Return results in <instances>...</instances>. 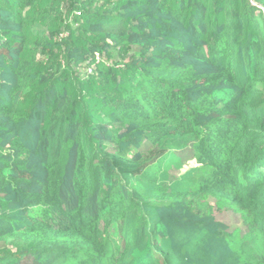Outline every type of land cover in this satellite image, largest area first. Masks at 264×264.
I'll return each instance as SVG.
<instances>
[{"label":"trees","instance_id":"trees-1","mask_svg":"<svg viewBox=\"0 0 264 264\" xmlns=\"http://www.w3.org/2000/svg\"><path fill=\"white\" fill-rule=\"evenodd\" d=\"M0 264H264V0H0Z\"/></svg>","mask_w":264,"mask_h":264},{"label":"rangeland","instance_id":"rangeland-1","mask_svg":"<svg viewBox=\"0 0 264 264\" xmlns=\"http://www.w3.org/2000/svg\"><path fill=\"white\" fill-rule=\"evenodd\" d=\"M196 165L195 161L189 160L184 166L182 172H185L190 167H194ZM210 205L213 208L215 217L225 223L228 227L229 232L236 235V242L232 238V244L235 246V243H238V239L247 238V229L243 224L242 216L235 209L229 207L227 204H223V207L218 206L215 199H210Z\"/></svg>","mask_w":264,"mask_h":264}]
</instances>
